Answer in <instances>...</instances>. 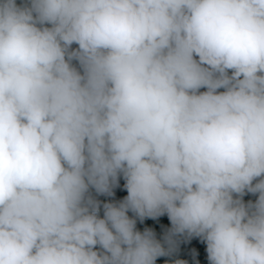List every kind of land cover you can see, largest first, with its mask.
<instances>
[{"label":"clouds","instance_id":"1","mask_svg":"<svg viewBox=\"0 0 264 264\" xmlns=\"http://www.w3.org/2000/svg\"><path fill=\"white\" fill-rule=\"evenodd\" d=\"M193 238L264 264V0H0V264Z\"/></svg>","mask_w":264,"mask_h":264},{"label":"trees","instance_id":"2","mask_svg":"<svg viewBox=\"0 0 264 264\" xmlns=\"http://www.w3.org/2000/svg\"><path fill=\"white\" fill-rule=\"evenodd\" d=\"M21 0H17V3H20ZM123 195H126V191H124L121 187V189L117 190V198H122ZM252 199L255 200V196H252L251 194H248L245 196V200ZM144 226H150L153 227L154 230L158 233V238L162 237L163 232L166 230V227H170L169 222L167 221L166 217L159 218L157 221H151V220H145L143 225H140L138 222V227L141 229ZM196 249V256L195 260H200L201 264H207L206 262V245L199 242L198 238H193L189 241L181 240L179 250L176 254H174L173 257H164L160 258L157 262V264H164L165 260H168L171 264V261L174 259H186L188 260V264H195V260L192 257V249Z\"/></svg>","mask_w":264,"mask_h":264}]
</instances>
